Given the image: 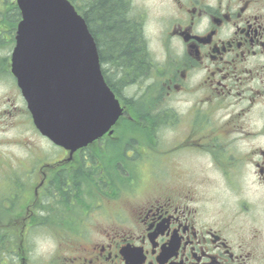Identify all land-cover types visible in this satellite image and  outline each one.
Segmentation results:
<instances>
[{"label": "flooded vegetation", "instance_id": "obj_1", "mask_svg": "<svg viewBox=\"0 0 264 264\" xmlns=\"http://www.w3.org/2000/svg\"><path fill=\"white\" fill-rule=\"evenodd\" d=\"M122 1L158 47L144 44V75L114 90L131 110L147 92L154 119L125 113L124 130L147 132L38 159L42 181L28 202L5 188L0 264H42L29 261L26 235L43 229L45 204L58 237L53 264H264V0ZM148 8L152 32L143 30ZM112 145L121 146L114 157ZM125 170L137 180L107 177ZM82 173L92 186L76 182Z\"/></svg>", "mask_w": 264, "mask_h": 264}, {"label": "water", "instance_id": "obj_2", "mask_svg": "<svg viewBox=\"0 0 264 264\" xmlns=\"http://www.w3.org/2000/svg\"><path fill=\"white\" fill-rule=\"evenodd\" d=\"M22 21L11 73L41 135L71 152L116 123L121 109L101 75L96 45L66 0H16ZM111 133V132H110Z\"/></svg>", "mask_w": 264, "mask_h": 264}, {"label": "rangeland", "instance_id": "obj_3", "mask_svg": "<svg viewBox=\"0 0 264 264\" xmlns=\"http://www.w3.org/2000/svg\"><path fill=\"white\" fill-rule=\"evenodd\" d=\"M78 4L82 5V8L87 11L85 3H81V0H76ZM84 2V0H83ZM4 3V0H0V6ZM148 4V3H146ZM136 13L141 14V11H137ZM153 16L154 13L151 8L147 9V18L145 22V30L147 32H152L153 29ZM128 18V16H126ZM10 36L8 30H1L0 35V156L3 157L7 155L9 158L3 161L5 167L7 165H14L17 168L18 177L21 180L26 179L27 176H31L30 181L21 182L18 181L20 188V201L26 202L24 197H28L27 202L29 201L30 196L32 197V193L34 194L38 190L39 181H42L41 178V170L39 166L32 168L33 164H41L37 160V158H43L45 162L51 163V160L55 155L58 154V159L64 158L67 159L70 156L66 153V155L59 153L55 148L50 145L45 139L35 131L30 121V117L25 108V103L20 96L19 91L16 86L11 81V78L8 73V65H7V57L10 55L11 46L9 44ZM12 45V44H11ZM4 46V47H3ZM147 47H151L154 50L158 47L157 44L152 43L148 44ZM117 78V77H116ZM142 80L138 82V86L141 87ZM137 87V86H136ZM129 94V93H127ZM137 116H141L142 112L147 113L146 111L135 106ZM147 123V122H146ZM140 132L146 133V129H142V126L138 127ZM128 131V130H127ZM136 131V130H135ZM2 142V144H1ZM121 146L117 152H113L112 147L108 146L106 148V155L116 156L120 153ZM55 153V154H54ZM46 157V158H44ZM57 159V158H56ZM117 160V159H116ZM46 172V169H45ZM130 171L119 172H110L108 171L107 177L109 180L113 182H123V184H127L132 181H136L137 179L133 178ZM5 173V171H4ZM3 173L0 172V181H2ZM93 177H95L96 173H92ZM98 175V174H97ZM141 175L145 176L146 173H142ZM6 177V173H5ZM96 178V177H95ZM142 181L144 184H148L150 180L148 177H143ZM77 183L92 186V182L94 179L88 178L84 179V181H80L76 179ZM140 184H142L140 182ZM19 190V189H18ZM18 190L14 193L19 194ZM259 192V191H258ZM260 193V192H259ZM22 195V196H21ZM260 195V194H259ZM1 197L3 196L0 195ZM76 196V194L74 195ZM128 196H131L128 195ZM137 198L136 201L141 200L142 197L145 196V193H140L138 195H134ZM51 203V202H50ZM68 205L70 207V203L61 204L60 207H65ZM13 207V206H12ZM30 209V207H29ZM51 209L50 204H45L43 207V212L45 214L43 222V229L34 232L29 236V252H30V260L42 261L43 264H47V262L52 261V257L56 256V247L58 246V237L53 232L51 225V218L48 220L49 216L46 214L49 213ZM18 210L15 216L20 215V205H15L14 211ZM12 220V219H11ZM19 231V230H18ZM65 255H68L64 252ZM56 258L54 259V261ZM53 264V263H52Z\"/></svg>", "mask_w": 264, "mask_h": 264}, {"label": "trees", "instance_id": "obj_4", "mask_svg": "<svg viewBox=\"0 0 264 264\" xmlns=\"http://www.w3.org/2000/svg\"><path fill=\"white\" fill-rule=\"evenodd\" d=\"M84 3L87 11H79V13L83 16L95 39L100 62L107 63L114 71L112 78L107 79V84L114 90V85H121L123 81L144 75L145 50L141 39V29L126 18V6L123 1L84 0ZM18 20L17 8L11 2H6L4 10H0V33L3 29L12 33ZM140 117L147 120L154 119L144 112ZM117 149L119 150V146L112 145L114 153ZM77 177L80 181L88 179L85 173ZM60 181L65 183L64 179ZM72 181L69 182L72 183Z\"/></svg>", "mask_w": 264, "mask_h": 264}, {"label": "bare ground", "instance_id": "obj_5", "mask_svg": "<svg viewBox=\"0 0 264 264\" xmlns=\"http://www.w3.org/2000/svg\"><path fill=\"white\" fill-rule=\"evenodd\" d=\"M103 173V172H102ZM104 175V174H103ZM64 178V177H63ZM99 180V179H98ZM106 182V181H105ZM65 187V186H64ZM69 188V187H68ZM116 188V187H115ZM64 192V191H63ZM70 196V195H69ZM47 216V215H46Z\"/></svg>", "mask_w": 264, "mask_h": 264}]
</instances>
